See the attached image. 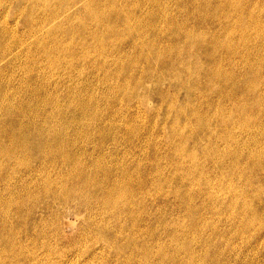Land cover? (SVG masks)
<instances>
[{
	"label": "rangeland",
	"instance_id": "obj_1",
	"mask_svg": "<svg viewBox=\"0 0 264 264\" xmlns=\"http://www.w3.org/2000/svg\"><path fill=\"white\" fill-rule=\"evenodd\" d=\"M0 38V264H264V0H0Z\"/></svg>",
	"mask_w": 264,
	"mask_h": 264
},
{
	"label": "bare ground",
	"instance_id": "obj_2",
	"mask_svg": "<svg viewBox=\"0 0 264 264\" xmlns=\"http://www.w3.org/2000/svg\"><path fill=\"white\" fill-rule=\"evenodd\" d=\"M5 31H6V30H5ZM7 32H8V31H7ZM0 42H2V39H1V38H0ZM3 44H4V43H2L0 46H2ZM5 98H6V97H5ZM44 98H45V97H44ZM218 98H219V97H218ZM208 99H209V98H208ZM221 99H222V98H221ZM7 100H9V99H7ZM7 100H6V101H7ZM50 100H51V99H50ZM9 101H10V100H9ZM52 101H53V99H52ZM56 101H57V97H56ZM3 102H4V101H1V103H0V107H1V106H4L5 109H6V106L8 107V105L11 104V103L8 104V103H6V102L3 103ZM52 103H53V102H52ZM18 104H19V103H18ZM27 104H28V103H27ZM55 105H56V103H55ZM27 106H28V105H27ZM27 106H26V107H27ZM9 107H11V106H9ZM26 107L23 106V105H16L15 108H14L13 110H9V109L7 108L8 110H6V111H8V113H7V114L5 113V114H6L7 117L9 116V118H8L9 120H8V122H7V123H8V126H9V125H11V126H13V127H15V125L18 126V124H16L17 121H16V122L13 121L12 118L15 117V112H16V111H19L20 114L25 115V112H26V111H25V108H26ZM57 107H58V105H57ZM17 108H18V110H17ZM30 108H31V107H30ZM2 109H4V108H2ZM33 109H34V108H33ZM53 109H54V107H53ZM34 110H35V109H34ZM54 110H56V108H55ZM57 110H59L60 112L62 111V110H60V109H57ZM57 110H56V111H57ZM239 110H240V109H239ZM1 111H2V110H1ZM29 111H30V110H29ZM35 111H37V110H35ZM38 111H39V110H38ZM38 111H37V112H38ZM59 111H58V112H59ZM19 112H17V113H19ZM32 112H34V111H32ZM37 112H35V113L37 114ZM52 112H53V111H52ZM35 113H34V114H35ZM53 113H54V112H53ZM13 115H14V116H13ZM29 115H30V114H29ZM58 115H59V114H58ZM59 116L61 117L62 115H59ZM16 117H17V116H16ZM31 117H33V116H31ZM5 118H6V117H5ZM65 118H66V117H65ZM45 120H46V119H45ZM31 121H32V120H31ZM35 121H36V119H35ZM43 121H44V119H43ZM5 122H6V121H5ZM29 123H30V122H29ZM44 123H45V121H44ZM46 123H47V122H46ZM46 123H45V125H46ZM48 123H49V122H48ZM40 124H41V123H40ZM4 125H5V124H4ZM29 125H30V124H29ZM32 125H33V121H32ZM47 125H49V124H47ZM11 126H10V127H11ZM243 126H244V128H245V123H244ZM247 126H248V125H247ZM249 126H252V124L249 125ZM1 127H2V126H1ZM6 127H7V126H6ZM32 127H33V126H32ZM39 127H40V125H39ZM42 127H43V124H42ZM44 127H45V126H44ZM48 128H49V127H48ZM51 128H52V126H51ZM251 128H252V127H251ZM20 129H21V128H20ZM27 129H29V128L27 127ZM49 129H50V128H49ZM49 129H48V131H49ZM40 130H41V129H40ZM44 130L46 131V129H44ZM44 130H43V131H44ZM53 130H54V129H53ZM7 131H8V130H7ZM18 131H19V130H18ZM26 131L28 132V130H26ZM32 131H35V127H34V130H32ZM54 131H55V130H54ZM29 132H31V131H29ZM16 133H17V132H16ZM43 133H44V132H43ZM46 133H47V132H46ZM57 133H58V132H57ZM29 134H30V133H29ZM31 134H32V132H31ZM41 134H42V133H41ZM50 134H51V133H50ZM16 135H17V134H16ZM43 135H44V134H43ZM48 135H49V133H48ZM52 135H53V133H52ZM54 135L56 136V134H54ZM57 135H58V134H57ZM62 135H63V134H62ZM24 136H25V134H24ZM33 136H34V134H33ZM33 136H32V138H33ZM39 136H40V135H39ZM60 136H61V135H60ZM16 137H17V136H16ZM56 137H57V138H56ZM56 137H55V138L59 140L58 136H56ZM44 138H45V137H44ZM47 138H48V137H47ZM55 138H54L53 140H56ZM34 139L36 140V137L33 138V140H34ZM37 139H38V138H37ZM10 141H11V140H10ZM19 141H20V140H19ZM40 141H41V140H40ZM45 141H46V140H45ZM236 141H237V139H236ZM238 141H239V140H238ZM35 142H36V141H35ZM37 142H38V140H37ZM37 142H36V143H37ZM21 143H22V141H21ZM25 143H27V141H25ZM231 143L233 144L234 142L231 141ZM16 144H17V143H16ZM23 144H24V143H23ZM27 144H28V143H27ZM34 144H35V143H34ZM46 144H47V143H46ZM234 144H235V143H234ZM7 145H8V144H7ZM28 145H29V144H28ZM59 145H60V144H59ZM59 145H58V147H59ZM238 145H239V144H238ZM9 146H11V144H10ZM13 146H14V144H13ZM22 146H23V145H22ZM32 146H33V143H32ZM44 146H45V145H44ZM48 146H49V145H47V147H48ZM16 147H17V145H16ZM50 147H51V146H50ZM50 147H49V150H50ZM54 147H55V146H54ZM22 148H23V147H22ZM24 148H26V145L24 146ZM28 148H29V146H28ZM9 149H10V148H9ZM13 149H14V148H13ZM13 149L11 148L10 150H7V151H6V149H5V154H6V153L10 154L11 152L14 151ZM32 149H33V148H32ZM42 149H43V151H45L44 148H42ZM52 149H56V148H52ZM52 149H51V150H52ZM238 149H239V148H238ZM249 149H250V147H249ZM24 150L26 151V149H24ZM27 150H28V149H27ZM29 150H30V149H29ZM56 150H57V149H56ZM56 150H55V151H56ZM239 150H240V149H239ZM239 150H236V151H239ZM253 150H255V149H253ZM253 150H250V152L253 151ZM25 151H24V152H25ZM32 151H33V150H31V152H32ZM240 151H241V150H240ZM243 151H244V150H243ZM256 151H257V150H255V153H256ZM24 152H23V153H24ZM40 152H41V151H40ZM46 152H48V151H46ZM52 152H54V151H52ZM62 152H63V151H62ZM244 152H245V151H244ZM244 152L242 153V155L244 154ZM263 152H264V151H263ZM16 153H17V150H16ZM237 153H238V152H237ZM239 153H240V152H239ZM248 153H249V152H248ZM3 154H4V153H3ZM3 154H2V155H3ZM5 154H4V155H5ZM51 154H52V153H51ZM55 154H56V153H55ZM246 154H247V153L245 152V155H246ZM260 154H263L262 156H264V153H261V151H260ZM18 155H19V152H18ZM25 155H26V154H25ZM40 155H41V154H40ZM44 155H45V154H44ZM66 155H67V154H66ZM247 155H248V154H247ZM256 155H257V154H256ZM21 156H22V155H21ZM26 156H27V155H26ZM26 156H25V157H26ZM234 156H236V155H233V157H234ZM240 156H241V154H240ZM240 156H238V157H240ZM0 157H1V156H0ZM6 157H7V154H6ZM13 157H14V156H13ZM13 157L10 156V157H9V160H10L11 158H12V160H13ZM23 157H24V156H23ZM28 157H29V155H28ZM30 157H31V156H30ZM32 157H33V156H32ZM244 157H245V156H244ZM244 157H243V159H244V161H245V158H246V157H245V158H244ZM255 157H256V156H254L253 159H255ZM258 157H259V150H258L257 158H258ZM16 158H17V157H16ZM34 158H35V157H33L32 160H34ZM41 158H42V155H41ZM45 158H46V157H45ZM251 158H252V157H251ZM257 158H256V159H257ZM260 158H261V155H260ZM24 159H25V158H24ZM43 159H44V158H43ZM50 159H51V156H50ZM65 159H66V158H65ZM234 159H235V158H234ZM9 160H8V161H9ZM27 160H28V159H27ZM44 160H45V159H44ZM51 160H52V159H51ZM55 160H57V159L54 158V161H55ZM70 160H71V159H70ZM73 160H74V158L72 159L71 162H73ZM257 160H258V159H257ZM262 160H263V159H261V161H262ZM0 161H1V160H0ZM8 161H7V162H8ZM19 161H20V160H19ZM64 161H65V160H64ZM258 161H259V160H258ZM2 162L5 163V161H2ZM9 162H10V161H9ZM40 162H41V159H40ZM51 162L53 163V160H52ZM60 162H63V161L61 160ZM231 162H232V161H231ZM262 162H264V161H262ZM12 163H13V162H12ZM12 163H10V165H11ZM16 163H17V161H16ZM27 163H28V161H27ZM32 163H33V162H32ZM38 163H39V162H38ZM67 163H69V161H68ZM67 163H66V164H67ZM250 163H251V162H250ZM8 164H9V163H8ZM8 164H7V165H8ZM36 164H37V163H36ZM41 164H42V163H41ZM45 164H47V162H46ZM49 164H50V162H49ZM55 164H56V162H55ZM57 164H58V162H57ZM69 164H70V163H69ZM71 164H72V163H71ZM71 164H70V165H71ZM252 164H253V161H252ZM0 165H1V163H0ZM7 165H6V166H7ZM10 165H9V166H10ZM14 165L16 166L17 164L14 163ZM32 165H33V164H32ZM38 165H39V164H38ZM59 165H60V164H59ZM253 165H254V164H253ZM253 165H252V166H253ZM4 166H5V165H4ZM18 166H19V165H18ZM42 166H43V165H42ZM54 166H55V165H54ZM27 167L30 168V166H27ZM27 167H26V168H27ZM36 167H38V166H36ZM36 167H35V168H36ZM40 167H41V166H40ZM247 167H249V166H247ZM32 168H33V167H32ZM250 168H251V167H250ZM21 169H22V168H21ZM23 169H24V168H23ZM23 169H22V170H23ZM43 169H45V168H43ZM248 169H249V168H248ZM251 169H252V168H251ZM2 170H3V168H2ZM30 170H31V169H30ZM38 170H41V169L39 168ZM75 171L78 173V170H75ZM88 171H89V170H88ZM250 171L252 172L253 170H250ZM255 171H256V170H255ZM6 172H7V171H6ZM10 172H11V171H9V173H10ZM253 172H254V171H253ZM0 173H1V171H0ZM77 173H76V174H77ZM239 173H240V172H239ZM1 174H2V173H1ZM7 174H8V173H7ZM11 174H13V173H11ZM0 176H1V175H0ZM77 176H78V174H77ZM77 176H76V177H77ZM90 176H91V175H90ZM90 176H89V178H90ZM125 176H127V175H125ZM237 176H239V175L237 174ZM6 177H7V175H5V178H6ZM8 177H9V176H8ZM8 177H7V178H8ZM87 177H88V174H87ZM104 177H105V176H104ZM10 178H11V176H10ZM80 178H81V177H80ZM80 178H79V179H80ZM82 178H83V177H82ZM84 178H86V177H84ZM127 178H128V176H127ZM247 178H248V177H247ZM247 178H246V179H247ZM45 179H46V180H45ZM45 179H44L45 183H44V181H43L44 185H45V184L47 185L48 182H51V180H52V179H49V177H45ZM104 179H105V178H104ZM8 180H9V179H8ZM11 180H12V179H11ZM82 180H84V179H82ZM125 180H126V179H125ZM79 181H80V180H79ZM128 181H129V180H128ZM46 182H47V183H46ZM91 182H93V181H91ZM103 182H105V181H103ZM87 183H88V182H87ZM109 183H110V181H109ZM109 183H108V185H110ZM127 183H128V182H127ZM127 183H126V184H127ZM89 184H90V181H89ZM91 184H92V183H91ZM14 185H15V184H14ZM46 185H45V186H46ZM49 185H50V184H49ZM52 185H53V184H52ZM94 185H96V184H94ZM23 186H24V185H23ZM92 186H93V185H92ZM92 186H91V187H92ZM118 186H119V185H118ZM10 187H11V186H10ZM96 187H98V186L96 185ZM109 187H111V186H109ZM47 188H48V187H47ZM52 188H53V187H52ZM86 188H87V187H86ZM119 188H120V187H119ZM23 189H24V187H23ZM55 189H56V188H55ZM67 189H68V188H67ZM89 189H90V187H89ZM100 189H101V188H100ZM106 189H107V188H106ZM110 189H112V188H110ZM114 189H115V191H116V188H114ZM117 189H118V188H117ZM48 190H49V188L47 189V191H48ZM52 190H54V188H53ZM52 190H51V191H52ZM65 190H66V189H65ZM83 190L86 191V189H84V188H83ZM119 190H120V189H119ZM228 190H229V189H228ZM8 191H9V190H8ZM11 191H12V190H11ZM22 191H23V190H22ZM24 191H25V190H24ZM49 191H50V190H49ZM55 191H56V190H55ZM67 191H68V190H67ZM77 191H78V190H77ZM79 191H80V190H79ZM87 191H88V189H87ZM87 191H86V192H87ZM100 191L103 192V194H104V192H105V190H104V191H103V190H100ZM115 191H114V192H115ZM120 191H121V190H120ZM122 191H123V190H122ZM122 191H121V193H122ZM25 192H26V191H25ZM28 192H29V191H28ZM57 192H58V191H57ZM60 192H61V191H60ZM62 192H63V189H62ZM112 192H113V191L110 192L109 190H108V192H105V194L103 195V198H104L105 200L102 198L103 201H106V200H107L109 203L111 202L112 204H116V202L119 200V198H120V196H121L122 194H120V193H118V194H114V193H112ZM117 192H118V191H117ZM229 192H230V191H229ZM238 192H239V191H238ZM9 193L11 194V192H8V194H9ZM19 193H21L20 190H19ZM26 193H27V192H26ZM26 193H25L24 195H26ZM55 193H56V192H55ZM65 193L68 194V192H66V191H65ZM65 193H64V194H65ZM81 193L84 194L85 192L83 193V191H81ZM81 193L76 192V194H77L78 196H80ZM88 193H89V192H88ZM115 193H116V192H115ZM245 193H246V192L244 191L242 194H245ZM248 193H249V192H248ZM6 194H7V193H6ZM8 194H7V195H8ZM13 194H14V193H13ZM58 194H59V193H58ZM69 194H70V193H69ZM69 194H68V195H69ZM72 194H75V192L73 191ZM101 194H102V193H101ZM230 194H231V193H230ZM240 194H241V193H240ZM11 195H12V194H11ZM27 195H28V194H27ZM27 195H26V196H27ZM84 195L86 196V194H84ZM232 195H233V193H232ZM65 196H66V195H65ZM230 196H231V195H230ZM10 197H11V196H10ZM15 197H16V196H15ZM15 197H14V195H13V196H12V199H14ZM93 197H95V195H94ZM234 197H235V196H234ZM234 197H233V198H234ZM242 197H243V196H242ZM247 197H249V196L247 195ZM7 198H8V197H7ZM68 198H69V196H68ZM86 198H87V197H86ZM1 199H3V198L1 197ZM9 199H10V198H9ZM12 199H10V200H12ZM16 199H17V197H16ZM238 199H239V197H238ZM242 199H243V198H242ZM10 200H9V203H11ZM14 200H15V199H14ZM14 200H13V201H14ZM17 200H18V199H17ZM21 200H23V196H22V199H21ZM21 200H20V197H19V201H21ZM233 200H235V199H233ZM5 201H6V200H5ZM7 201H8V200H7ZM7 201H6V202H7ZM108 202H106V204H108ZM229 202L231 203V200H229ZM233 202H234V201H233ZM233 202H232V203H233ZM236 202H237V199H236ZM3 203H4V202H3ZM104 203H105V202H104ZM232 203H231V204H232ZM241 203H242V202H241ZM247 203H248V202H247ZM237 204H238V203H237ZM234 205H235V204H234ZM234 205H233V206H234ZM20 207H21V206H20ZM241 207H242V205H241ZM246 207H247V206H246ZM248 207H249V205H248ZM7 208H8V207H7ZM9 208H10V207H9ZM9 208H8V209H9ZM25 208H28V206L25 207ZM244 208H245V207H244ZM244 208H243V210H241V208H240V212L244 211ZM15 209H16V208H15ZM30 209H31V208H30ZM11 210H12V209H11ZM20 210H21V209H20ZM245 210H246V209H245ZM4 211H5V210H4ZM4 211H3V212H4ZM3 212H1V213H3ZM15 212H16V211H15ZM17 212H18V211H17ZM17 212H16V213H17ZM22 212H23V211H22ZM23 213H24V212H23ZM244 213H245V211H244ZM4 214H5V213H4ZM10 214H13V213H10ZM242 214H243V213H242ZM26 215H27V214H26ZM244 215H245V214H244ZM253 215H254V214H253ZM4 216H5V215H4ZM4 216H2V217L4 218ZM17 216H18V214H17ZM247 216H248V215H247ZM247 216H246V217H247ZM15 217H16V216H15ZM22 217H23V216H22ZM3 218H2V220H3ZM5 218H6V217H5ZM5 218H4V220H5ZM11 218H12V217H11ZM18 218H19V216H18ZM249 218H250V217H249ZM12 219H13V218H12ZM24 219H25V215H24ZM251 219H252V218H251ZM251 219H250V220H251ZM253 219H254V218H253ZM247 220H248V219H247ZM8 221H10V220H8ZM11 221H12V220H11ZM248 221H249V220H248ZM2 222H5L4 224H6V221H2ZM12 222H13V221H12ZM20 223H21V222H20ZM13 225H14V223H13ZM13 225H12V226H13ZM21 225H22V223H21ZM14 226H15V225H14ZM2 227H3V226H2ZM2 227H1V228H2ZM6 227H7V226H6ZM17 227H18V229H19L20 226H17ZM21 227H22V226H21ZM21 227H20V228H21ZM22 229H23V227H22ZM7 232H8V231H7ZM8 235H9V234H8ZM11 237H12V236H11ZM9 238H10V237H9ZM10 239H11V238H10ZM13 240H14V239H13ZM10 241H11V240H10ZM125 241H126V240H124V242H125ZM0 242H1V241H0ZM127 242H128V241H127ZM127 242H126V243H127ZM111 243H112V242H111ZM126 243H125V244H126ZM122 244H123V243H122ZM127 244H128V243H127ZM3 245H4V244H3ZM130 245H131V242H130V244H128V246H130ZM120 246H122V245H119V247H120ZM10 247H11V246H10ZM10 247H9V249H10ZM12 247H13V245H12ZM14 247H15V246H14ZM16 248H17V247H16ZM23 248H24V247H23ZM9 249H8V252H9ZM11 249H13V248H11ZM11 249H10V251H11V253H12V250H11ZM16 251H17V250H16ZM1 253H2V252H1ZM5 253H6V252H5ZM11 253H10V254H11ZM13 254H14V253H13ZM30 255H31V253H30ZM15 256H16V254H15ZM11 257H12V256H10V258H11ZM30 257H31V256H30ZM30 257H29V259H30ZM5 260H6V259H5ZM5 260H4V262H5ZM26 260H28V259H26ZM32 260H33V259H32ZM9 261H10V259H9ZM15 261H16V260H15ZM15 261H11V262H15ZM0 262H1V261H0ZM6 263H7V261H6ZM2 264H3V263H2Z\"/></svg>",
	"mask_w": 264,
	"mask_h": 264
}]
</instances>
